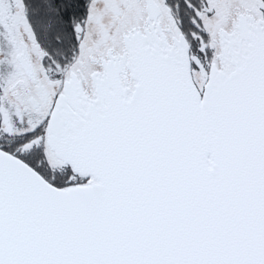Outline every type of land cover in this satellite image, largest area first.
Masks as SVG:
<instances>
[{"label": "snow or ice", "instance_id": "obj_1", "mask_svg": "<svg viewBox=\"0 0 264 264\" xmlns=\"http://www.w3.org/2000/svg\"><path fill=\"white\" fill-rule=\"evenodd\" d=\"M0 264H264V0H0Z\"/></svg>", "mask_w": 264, "mask_h": 264}]
</instances>
